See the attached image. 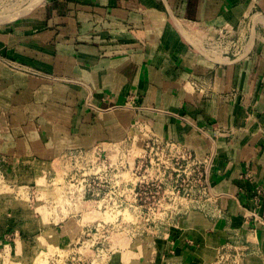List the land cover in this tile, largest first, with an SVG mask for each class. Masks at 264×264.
<instances>
[{"label":"crops","instance_id":"1","mask_svg":"<svg viewBox=\"0 0 264 264\" xmlns=\"http://www.w3.org/2000/svg\"><path fill=\"white\" fill-rule=\"evenodd\" d=\"M256 15L264 17V0H45L0 28V264H32L34 248L47 250L34 205L5 188L33 184L67 154L139 148L146 135L212 156L216 199L167 220L148 242L124 235L129 243L106 264H211L226 245L243 249V264H264V225L250 218L264 213ZM247 16L253 44L243 58H210L189 32L234 29ZM81 217L63 221L58 244L83 238L96 216Z\"/></svg>","mask_w":264,"mask_h":264},{"label":"built area","instance_id":"2","mask_svg":"<svg viewBox=\"0 0 264 264\" xmlns=\"http://www.w3.org/2000/svg\"><path fill=\"white\" fill-rule=\"evenodd\" d=\"M11 66L17 70L26 71L15 64ZM145 141V148H138L139 152L135 154L110 153L114 156L118 155L117 159L112 158L111 155L104 157L101 153H95L96 161L99 162L98 166L95 165L94 160L92 161L93 158H90L87 167L82 170L73 169L64 176L63 182H54L49 186H54L52 190L60 189L61 186L64 189L63 196L72 207L83 202L86 206L92 205L103 214H119V217L123 216L122 221H126L124 214L128 212L138 213V222L159 220L160 215L158 216L155 211L153 216L145 213V204L152 199L155 201L153 205L159 204L160 201L157 198H160L162 192L165 200L166 198L169 200L168 205L173 197L175 200L185 201L181 204L183 210L180 213L171 210L165 214L164 220L185 214L204 201L214 203L216 195L211 191L210 183L212 156L202 159L192 149L157 136L149 137ZM89 153L90 151H80L67 154L63 158L74 154L87 158ZM63 158L57 160V166ZM152 169L156 173L155 177L146 174ZM55 174L58 176L59 172ZM126 174L136 179L127 180ZM59 179L62 178L57 180ZM194 194H199V198L193 199ZM44 204L48 205V201L45 200ZM169 207L165 208V211H169ZM250 218L257 224L264 225V213L251 212ZM101 222L105 224L101 223L97 227L89 228L83 238L85 239V236L93 239L120 236V234L115 235L111 222L104 220ZM76 243L80 242L77 240L73 245ZM75 248L72 259L77 261V264H106V261L97 263L96 258L88 263L85 252H78ZM244 259L242 248L226 245L219 249L211 264H243Z\"/></svg>","mask_w":264,"mask_h":264},{"label":"rangeland","instance_id":"3","mask_svg":"<svg viewBox=\"0 0 264 264\" xmlns=\"http://www.w3.org/2000/svg\"><path fill=\"white\" fill-rule=\"evenodd\" d=\"M15 1L17 2L18 0H0V10L2 12L7 10L9 5H11L12 3H15ZM27 15H29V13H26L23 16H20L19 18L25 17ZM252 20H253L252 16H249V17L247 16V18L241 20L242 22H240V24L235 25L234 29H230V30L228 28H217V29L208 28V29L197 31L198 28L197 29L192 28L193 30H191V32L194 34V37L199 42L200 41L202 42V45L204 47L203 49L208 51V56L210 58H215V57L222 58L223 57V58H229V60L230 59L232 60L234 58H243L244 51H245L244 49H246V45L247 43L251 41L253 37L252 35L254 33V28H253L254 26H253ZM12 22H14V20L9 21V22L0 23V28L8 27ZM142 134H146V133L142 132ZM146 137L147 138L145 140H147L151 136L146 135ZM145 142L146 141H144V143ZM144 143L140 144L139 149L145 148ZM136 145L137 144L130 143L129 145L120 144L117 147H111L107 144H101L100 146L91 150L87 158H85V156L81 157L78 154L70 155L66 158H63L61 161L58 162L59 163L58 166L57 164L55 165V168L52 170V173H49L48 175L43 176L44 186L48 187V191L49 193H51L50 195H48L49 197L47 196L42 197V198L38 197L39 196V192H38L39 185L35 181L31 185H22V186L17 185V189H15V191L12 192V195H14L16 198L20 200L21 199L23 200V196L18 195L17 191L20 190L19 187L28 190L29 197H27L28 199L27 202H30L31 204L34 205L35 208L33 210L35 211V214H37L38 216L36 217V219L41 218V213L36 210L38 204L43 205L45 208L49 206L48 207L49 210H52V211L56 210L57 212H59L57 216L56 215L52 216L51 219L54 220L52 221L53 223L42 226V229L45 230V231L43 230L45 234L44 238L47 239V241L49 242L48 243L49 245H45V247L47 246L46 251L42 250L40 248L41 247L40 245H38L37 248H34L33 255L29 256L30 260H32V263L34 262V259L37 257V255L40 252H44L45 253L44 256H46V264H77V261H74L72 259L74 257V254L72 252L75 247H76L75 249L78 252H85V256L87 257L88 263L92 259H95V258L97 259V263L99 262L104 263L106 259L107 261L109 260L113 251L114 252L116 251V247H119L121 245L124 246L125 243L129 241L127 240L126 237L124 238H121V237H123L124 235L131 236L134 239L132 241L136 242L137 241L136 236L139 235L141 239H144V241L148 242L147 238L149 237L148 236L149 233L156 232L161 229H164L163 227H167L168 224L165 222H168V221L164 220L166 219L165 218L166 213L170 212L171 210L175 211L176 213H180L181 210H183L181 204H184L185 201L183 200L181 201L180 199L175 200L173 197L172 201L168 205L167 203L169 202V200L167 198L165 200V195L162 192L160 194V198H157V200L159 199L160 201L159 204L153 205L152 203L155 202L154 199H152V201H147V203L145 204L146 206L145 213H150L153 216V212L155 211L158 216L160 215L159 220H157L156 222H152V221L151 222H138V219H137L138 213L136 214L134 212H130V213L128 212V213H125L124 216L127 217L129 214V216H131L132 218L124 217L126 221H122L123 216L119 217V214H113V215L111 214L109 216V214H103V212L99 211L97 208L92 207V205L90 206L89 204H87L86 206L85 203L83 202H81V204L78 203L77 206L75 207H72L71 204L68 202V200L63 196L64 189L61 186H60V189L59 190L57 189L56 192L52 190L54 186H51V187L49 186V184L52 185V183L54 182H63L64 176H66L69 171L73 169L82 170L83 168L87 167L90 158H93L92 161L94 160L93 162H95V165L98 166L99 162L96 161L95 153H101V155L104 157L111 155L112 158L117 159L118 158L117 154H116L117 156H114L110 153H113V154L118 153V152H120L121 154L123 152H126V153L128 152L132 154L134 152L137 153L139 152V150H137L138 148H136L137 147ZM56 172H59L58 176H56L55 174ZM1 173H3V171ZM146 174H148L150 177L151 176L155 177L156 175L153 169L149 170V172H147ZM129 175L130 174L128 175L126 174L127 180L132 179V178L136 179V177H132L131 175L129 177ZM58 178H62V179L57 180ZM1 181H4L3 174H0V183ZM198 198H199V194L193 195V199L196 200ZM45 200L48 201V205L44 204ZM66 201L70 205H68ZM64 202H66L67 205ZM169 206H172V207H169ZM168 207H169V211H165V208H168ZM88 213H92L94 216H96V219H94L95 221L93 220L91 222L92 224L90 225H88L89 221H85V223L83 224H86V229H89V228L92 229L94 226L97 227L98 224H101L102 223L101 221L104 220L105 217L108 215L110 218L104 221L107 222L108 220L109 222L110 219L113 220L114 218V222L112 220L110 222L112 223V226L115 229V235L120 234V237L116 235L111 238L97 237L96 239L95 238L93 239L92 237L85 236L86 240L84 238H82L81 240L76 239V241L78 240L80 242L79 244L76 243V245H73V242H71L70 245L66 244L65 246H63L62 244H58L60 242L58 241L60 240V238L56 234V232H58V230L60 229L63 221H65L66 219L70 217L71 218L78 217L81 219L82 215L83 216L86 214L88 215ZM102 224L104 225L105 223H102ZM71 241H73V238ZM9 256H13V255L11 254Z\"/></svg>","mask_w":264,"mask_h":264},{"label":"bare ground","instance_id":"4","mask_svg":"<svg viewBox=\"0 0 264 264\" xmlns=\"http://www.w3.org/2000/svg\"><path fill=\"white\" fill-rule=\"evenodd\" d=\"M44 2V0H18L17 2L15 1V3H12L11 5H9V7L7 8V10L5 11H1L0 10V23H4V22H9V21H12V20H17V18H19L20 16H23L24 14L26 13H29L31 10H33L35 7L39 6L40 4H42ZM3 6V5H2ZM254 22L255 23H260L262 25H264V17L261 16V15H256L254 17ZM254 25V24H253ZM254 28V27H253ZM191 32V31H189ZM194 32V31H193ZM185 33V32H184ZM252 33V31H251ZM186 36L188 37V39L190 40V42H192L195 46H196V41L191 37L189 36L187 33H185ZM202 36V35H201ZM253 36V35H252ZM202 39V38H201ZM253 44V40L247 45H246V49L245 46H244V57L249 53V50L251 48ZM199 47V46H198ZM217 47V46H216ZM222 47V46H221ZM215 49V48H214ZM212 50V48H211ZM210 50V51H211ZM201 51V50H200ZM204 52V51H202ZM205 53V52H204ZM224 53V52H223ZM207 54V53H206ZM216 55V54H215ZM203 56V55H202ZM216 58V57H215ZM220 61V59H218ZM135 153V152H134ZM128 175V174H127ZM130 177V175H129ZM35 182L39 185V189H38V192H39V198H42V197H49L48 195H50L51 193H49L48 191V187L44 186V178H41L40 175H38L35 179ZM43 185V186H41ZM10 188V187H9ZM5 188L6 191H10V192H14L15 189L13 188ZM20 190L17 191L18 195H21L23 196V199L24 201H27V197H29V192L28 190L26 189H23V188H19ZM59 190V189H58ZM57 190H54V192H56ZM2 194V193H1ZM5 194V193H4ZM10 194V193H9ZM41 194V195H40ZM53 195V193H52ZM13 196V195H12ZM20 197V196H19ZM6 198V197H5ZM1 199V198H0ZM8 199V198H7ZM66 204V202H64ZM4 204V203H3ZM6 205V204H5ZM22 205V204H21ZM67 205V204H66ZM3 208V207H2ZM15 208V207H14ZM6 209V208H5ZM37 211H39L41 213V218L40 219H36V214H35V211H31V214H30V219H32V222L33 224L36 225L35 222H37L38 224H40V226H43V225H46V224H51L53 223L51 218L53 215H58L59 212H57L56 210H49L48 207H44L43 205L41 204H38L37 205ZM24 211V210H23ZM7 212V211H5ZM103 215V214H102ZM106 216V215H105ZM104 216V217H105ZM110 216V215H109ZM108 215L105 217L104 220L106 219H109ZM113 217V216H112ZM126 217V216H125ZM127 217H131L128 216ZM126 217V218H127ZM117 218V217H116ZM132 218V217H131ZM29 219V218H27ZM112 219L109 220V222L111 221ZM114 222V218L112 220ZM117 221V220H116ZM108 222V220H107ZM29 223V222H28ZM48 227V226H47ZM40 228V227H39ZM44 230V229H43ZM53 230V229H52ZM45 231V230H44ZM49 232V231H48ZM54 233V232H53ZM55 234V233H54ZM57 234V233H56ZM49 235V234H48ZM57 236V235H56ZM56 241V240H54ZM45 243H42V245H49L48 241H44ZM56 248V247H54ZM59 249V248H58ZM45 253L44 252H40L37 257L34 259V262L32 264H46V256H44ZM0 259L2 260V257L0 256Z\"/></svg>","mask_w":264,"mask_h":264}]
</instances>
